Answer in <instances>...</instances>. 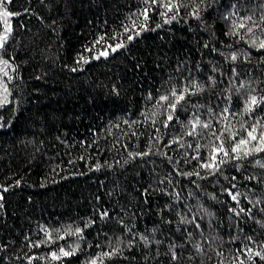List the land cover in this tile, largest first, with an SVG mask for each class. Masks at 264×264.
Returning <instances> with one entry per match:
<instances>
[{"label":"trees","instance_id":"16d2710c","mask_svg":"<svg viewBox=\"0 0 264 264\" xmlns=\"http://www.w3.org/2000/svg\"><path fill=\"white\" fill-rule=\"evenodd\" d=\"M173 2L171 23L150 0L4 5L14 15L0 54L12 77L0 73V264H264V152L215 175L199 167L212 129L228 124L239 139L242 123L264 125V104L245 111L264 96V49L251 45L264 41V0ZM247 16L253 32L229 35ZM185 88L164 127L159 97ZM194 116L212 128L188 135ZM60 248L74 252L53 260Z\"/></svg>","mask_w":264,"mask_h":264},{"label":"snow or ice","instance_id":"6c2138e0","mask_svg":"<svg viewBox=\"0 0 264 264\" xmlns=\"http://www.w3.org/2000/svg\"><path fill=\"white\" fill-rule=\"evenodd\" d=\"M11 0H0V21H3L4 24V34L0 35V54H2V50L5 47L6 42L9 39V35L12 32V28L8 24L9 17H12L14 14L10 11H8L4 5L10 3ZM148 2V0H146ZM201 3H203V0H201ZM159 6L165 9V11L160 12V15L162 17H166L165 22L171 23L172 20H175L177 18L176 14H173L170 18L168 17L169 12L178 13L179 8L181 7V4L174 3L173 0H167V2H164V0H150V7ZM234 7V6H233ZM199 8L200 6L197 5L196 8H194L193 12L191 13L194 17L197 19L200 18L199 16ZM147 12L148 8L144 10L142 15L145 18V21H147ZM18 15V14H16ZM228 17L226 16L225 19ZM261 20H264V15H261ZM245 21H252L251 16L242 17L240 18L239 23H233L231 30L229 31V35L231 36H239L240 30L244 29L246 32L251 33L253 32V28L249 27L248 24ZM254 23V22H253ZM257 27L259 25H256ZM157 27H160V25H157ZM144 30V29H142ZM125 31H128L126 28ZM139 33H137L138 35ZM243 37H241L242 39ZM129 40L132 39V36L128 37ZM251 45L258 49H264V41H256L252 40ZM122 47V45L117 44L116 48ZM207 47V44L205 45ZM116 48H112V51L115 52ZM102 55H107V52L102 53ZM99 58V57H96ZM238 55L236 52H232L229 59L231 61H236L238 59ZM245 59H247V56H245ZM87 63L88 61H84ZM10 67V60L3 59L2 55H0V73L3 74V77H7L8 80H11L12 77L8 75V69ZM72 71H76V69H72ZM241 87H244V85H241ZM0 88L3 89V99L0 100V104H6L8 103L7 95H8V88L5 83H0ZM202 89L199 88V86H196V91H201ZM189 93V90L187 88L183 89L179 94L173 90L170 95H161L157 101V105L161 107H165L166 110V119L164 122V127L168 126V122L172 121L174 118V113L177 108V106L185 100L186 94ZM195 94V93H191ZM163 102V103H161ZM264 104V96L257 97L255 95H250L247 100L245 101V111L246 112H252L254 108L257 105ZM228 113V109L224 110V113H221V118L224 121H227L228 117L226 115ZM189 124L191 125V131H188L187 134L190 136L197 135L196 129L203 128V129H209L212 128V125L210 122H204L201 121L199 116H194L192 120L189 121ZM264 125H260L259 122L257 124L252 125L251 127H246L243 123L241 124V130L245 133V135L241 136L239 139H237V135H239V132L237 130H234L231 128L230 125L226 124L224 128H222L219 133L215 129H212L210 132V135L214 137V140L211 143V147L208 152V157L205 161H202L199 164V167L201 169H208L209 172L213 175H215L217 172H220L221 166L226 163H233V166L237 169L240 168V161H243L247 159L249 156H252L256 153L264 152ZM227 133V140L231 141L230 147H225V134ZM171 143H179L178 140H173L169 142ZM167 146V145H166ZM191 147V145H189ZM205 147H208L207 145ZM139 155H148V153H141ZM166 155V154H164ZM193 159H200L199 156V146H197V155L192 157ZM170 159V158H169ZM259 164L260 162L257 161ZM260 167L264 168V164H260ZM197 175L199 176V172L196 173H184L183 175L191 176V175ZM225 179H228L225 177ZM234 180L235 177H232ZM246 179L252 180L255 179V177H247ZM235 187V185H233ZM2 191H7V189H2ZM226 192L231 196V199L234 201H238L239 193L232 194L231 189H225ZM177 193V197H178ZM3 200V196L0 195V201ZM0 207H2V204H0ZM240 211H244V209H241ZM102 216H107L108 213L104 212L101 214ZM239 215V213H237ZM195 218H193L194 221ZM193 221H189L184 217H181V222L183 223H193ZM197 228H199V225H196ZM77 233L81 232V229L76 230ZM190 235V234H189ZM141 239L145 240V243H147V239L145 237H141ZM175 245H169V251L171 253V259L173 261L177 260L178 257L175 254L174 251ZM74 252L73 251H65L63 248H60V255L58 256L57 253L53 252L51 253V257L53 260H58L61 258V256H70ZM114 253H105L104 255H112ZM255 255L260 256L262 260H264V254H261L260 252L255 253ZM248 256L251 258L252 252L251 250H248ZM91 264H96V261L93 260ZM241 264L243 262L241 261Z\"/></svg>","mask_w":264,"mask_h":264},{"label":"rangeland","instance_id":"374dc122","mask_svg":"<svg viewBox=\"0 0 264 264\" xmlns=\"http://www.w3.org/2000/svg\"><path fill=\"white\" fill-rule=\"evenodd\" d=\"M0 195H3V192H2V190L0 189Z\"/></svg>","mask_w":264,"mask_h":264}]
</instances>
